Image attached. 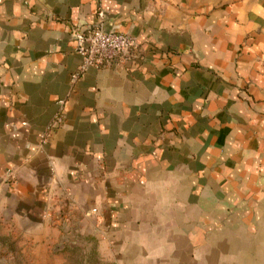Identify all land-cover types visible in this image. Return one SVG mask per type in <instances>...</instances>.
<instances>
[{
	"label": "crops",
	"instance_id": "1",
	"mask_svg": "<svg viewBox=\"0 0 264 264\" xmlns=\"http://www.w3.org/2000/svg\"><path fill=\"white\" fill-rule=\"evenodd\" d=\"M85 27L137 47L74 79ZM82 208L115 264H264V0H0V226Z\"/></svg>",
	"mask_w": 264,
	"mask_h": 264
},
{
	"label": "rangeland",
	"instance_id": "2",
	"mask_svg": "<svg viewBox=\"0 0 264 264\" xmlns=\"http://www.w3.org/2000/svg\"><path fill=\"white\" fill-rule=\"evenodd\" d=\"M62 121L60 114L50 123L48 135L45 132L41 137L42 146L47 144L55 125ZM87 210L82 208L80 212L74 211L75 214L52 217L50 223L58 228L53 232L35 230L38 226H33L32 232L12 231L2 223L0 243L5 246L0 247V264H115L101 254L93 228L99 221L96 216L90 220ZM90 214H97V208L90 209Z\"/></svg>",
	"mask_w": 264,
	"mask_h": 264
},
{
	"label": "built area",
	"instance_id": "3",
	"mask_svg": "<svg viewBox=\"0 0 264 264\" xmlns=\"http://www.w3.org/2000/svg\"><path fill=\"white\" fill-rule=\"evenodd\" d=\"M71 38L75 42L76 52L83 58L74 79L85 75L90 69L99 70L119 62L137 47L135 39L130 35L117 31L108 32L102 28H76L71 32Z\"/></svg>",
	"mask_w": 264,
	"mask_h": 264
}]
</instances>
